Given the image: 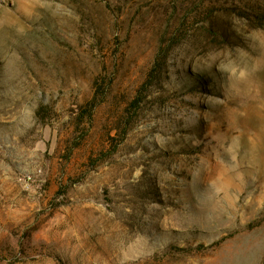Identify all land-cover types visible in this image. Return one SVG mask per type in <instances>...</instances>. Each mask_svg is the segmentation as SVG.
Instances as JSON below:
<instances>
[{
	"label": "rangeland",
	"instance_id": "374dc122",
	"mask_svg": "<svg viewBox=\"0 0 264 264\" xmlns=\"http://www.w3.org/2000/svg\"><path fill=\"white\" fill-rule=\"evenodd\" d=\"M0 264H264V0H0Z\"/></svg>",
	"mask_w": 264,
	"mask_h": 264
},
{
	"label": "trees",
	"instance_id": "16d2710c",
	"mask_svg": "<svg viewBox=\"0 0 264 264\" xmlns=\"http://www.w3.org/2000/svg\"><path fill=\"white\" fill-rule=\"evenodd\" d=\"M207 2H211V0H207ZM251 9V8H250ZM259 20V18H258ZM261 22V20H260ZM153 75V71L150 73V77ZM96 87H97V84H96ZM98 87H101V85ZM99 93V89L96 91V94L95 96L92 97V99H90L84 106H83V110H82V114H84L85 116L88 115V117H91V114H92V111L93 109L98 105V103L101 101V100H97V95Z\"/></svg>",
	"mask_w": 264,
	"mask_h": 264
}]
</instances>
